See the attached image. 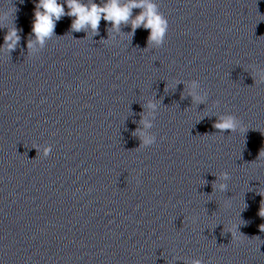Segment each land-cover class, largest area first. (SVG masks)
Listing matches in <instances>:
<instances>
[{
    "label": "clouds",
    "instance_id": "9594fccd",
    "mask_svg": "<svg viewBox=\"0 0 264 264\" xmlns=\"http://www.w3.org/2000/svg\"><path fill=\"white\" fill-rule=\"evenodd\" d=\"M65 4L68 11L65 12ZM140 8L141 12L134 19L132 18V10ZM43 9V11H41ZM68 15L74 17L72 22L73 31H83L88 28L93 33L98 32L101 19L111 23L113 28L118 29L123 23L127 25L131 20V28L134 33L139 27H144L150 30L148 37L149 45L163 43V38L168 30V22L165 17L159 14L157 6L152 4L150 0H128L127 4H122L121 0H105L103 5L97 4L95 0H90L88 4H84L81 0H65L64 4L58 3V0H38L36 4L35 18L32 23V34L36 40L43 44L45 38L53 35L55 21L62 16ZM18 29L13 28L5 35V44L9 51L13 50L20 40ZM28 47H33L32 41L28 43ZM260 82H264V73L259 76ZM198 84L193 81L191 85V95L198 101L203 100V96L196 91ZM148 108L155 109V104H148ZM144 128H150L151 124L142 118ZM214 127L219 132H235L237 128V117L231 114L218 118ZM247 131V129H244ZM142 143L145 147L151 146L155 142V137L146 135L143 131L140 132ZM51 149H45L44 154L47 156ZM221 176L224 180L229 179V173L223 172ZM216 185H213L215 188ZM221 190L226 189L227 185L221 184ZM264 195V193H261ZM259 215L264 217V207H261ZM261 231H264V225H261ZM192 264H201L200 261H193Z\"/></svg>",
    "mask_w": 264,
    "mask_h": 264
}]
</instances>
